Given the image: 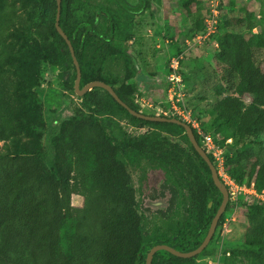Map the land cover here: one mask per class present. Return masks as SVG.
<instances>
[{"label":"trees","instance_id":"1","mask_svg":"<svg viewBox=\"0 0 264 264\" xmlns=\"http://www.w3.org/2000/svg\"><path fill=\"white\" fill-rule=\"evenodd\" d=\"M151 1L60 0L59 27L78 62L79 87L101 81L137 113L184 122L172 114L167 97L159 103L139 86L145 60L129 50L137 20ZM170 1L183 23L173 37L175 52L160 91L170 88L169 66L177 59L183 85L178 106L198 124V129L188 124L196 142L200 147L205 142L198 131L210 136L221 150L223 174L264 191V0H255L257 12L241 18L222 13L219 0L215 30L204 40L212 66L202 69V80H187L188 89L181 65L191 50L183 48L206 33L209 3L202 13L201 7L189 8L198 0ZM56 10V0H0V264H145L156 245L195 250L222 202L207 164L182 126L136 118L100 88L75 94L76 69L55 28ZM47 66L58 70L60 96L79 101L66 118L45 119L38 91ZM142 96L160 106V115L142 111L145 104L137 100ZM123 122L146 131L134 135ZM137 173L148 187L140 204L133 185ZM76 196L80 206L72 205ZM232 215L243 231L223 242L219 234L232 224ZM214 240L223 242L214 264H264V204L244 194L229 196L199 255L183 259L158 251L151 264H199L200 257L215 252Z\"/></svg>","mask_w":264,"mask_h":264},{"label":"rangeland","instance_id":"2","mask_svg":"<svg viewBox=\"0 0 264 264\" xmlns=\"http://www.w3.org/2000/svg\"><path fill=\"white\" fill-rule=\"evenodd\" d=\"M127 1H129L130 4H135L136 2V0ZM205 1L206 0H198L197 3L192 4L189 6V8L196 12V9L201 7V12L204 13L206 11ZM229 1L230 0H222V13L230 15V17L238 18H241L245 12H250L253 10L254 12H257L256 6L259 4L255 0H232V4L230 5ZM175 5L176 4L170 0H152L150 8L145 10L143 15L137 20L138 22L134 37L135 43L129 45V50L133 54H140L145 60V62L139 66V86L143 90L146 88V93L151 94L152 96L155 95V98L159 103H164L166 97L167 99L169 98L168 90L166 94H163L160 90L162 87H165L168 81L166 67L168 65L170 56L175 52V46L173 43L175 41L174 39L176 38L173 39V37L175 36L176 32L180 31V24L183 23V15L178 12L179 10L175 7ZM184 15L187 18L185 13ZM256 16L258 17V15ZM257 21L259 22L258 19ZM260 26L262 25L260 24ZM260 26L258 25V30H260ZM261 30L264 31V28H261ZM189 46L187 47L184 45L183 48V43L179 44V48H189L191 50L190 53H188V49H185L187 53L184 54L183 63L181 65L185 87L187 89L189 83L186 81L195 79V82H198L199 80H202V69H208L209 65L212 66L210 63L212 62L213 58L211 48L209 47L207 41L197 43L193 42L192 45L190 44ZM57 74L58 70L56 68L47 66L45 67L44 74L42 75L41 90L38 91V96L45 108V119L51 118L52 116H55L59 119L66 118L67 116L71 115V112L79 104V101L75 96L70 95V97L66 99L60 96V93L63 92L64 88L63 83L58 80ZM161 96L163 97L162 99L160 98ZM186 96L187 98H191L189 97L191 96L189 90H186ZM137 100L145 104L142 109L143 112L145 111L154 113L155 115H160L161 110L159 105H153L152 102L143 96L140 98L138 97ZM70 101L72 103H70ZM188 101L193 103V99H188ZM169 115L170 113L167 116ZM123 126H125L129 133L134 135L146 131V129H135L130 127L124 122ZM261 138L264 141V133L262 134ZM202 146L204 147V144ZM224 182L225 184L229 183V181ZM133 185L137 190L136 199L140 204L142 200H144L145 194L148 191L146 179L141 180L139 173H137L133 177ZM80 204V197L76 196L72 198L73 206H80ZM153 206L156 208L159 205ZM228 222H232V224L229 226L228 224H224L225 227L221 231L222 234L219 235L222 237L223 242L226 241L227 243H230L232 242L231 237L233 236L234 232L239 235V233L243 231V227L234 215L231 216ZM156 223L158 225L159 223L161 224V222L158 220ZM233 224L234 226L232 227ZM214 241L215 242L212 243V248L215 250V252H213L209 257H200L198 259L199 264H202L204 260L207 261L208 264H214L213 257L215 259H221L220 249L222 248L220 245L222 243L223 246V242H219L217 240ZM217 251H220V253H216Z\"/></svg>","mask_w":264,"mask_h":264},{"label":"water","instance_id":"3","mask_svg":"<svg viewBox=\"0 0 264 264\" xmlns=\"http://www.w3.org/2000/svg\"><path fill=\"white\" fill-rule=\"evenodd\" d=\"M56 4H57V10H56L55 28H56L58 34L65 40L66 44L68 45L69 51L71 54V58H72L73 64H74L75 69H76V78L74 80V85H73L75 94L80 97L85 92L90 91L93 88H100V89L107 91L120 105H122L124 108H126L128 110V112L136 118L147 120V121H154V122H170V123H174V124H178V125L182 126L185 129L188 140L191 143V145L193 146L194 150L207 164V166L211 172L212 181L222 195V202H221L215 216L213 217V219L211 221V224L208 228V232H207L205 238L203 239L202 243L195 250H192L190 252H180V251L175 250L173 247L167 246L164 244L156 245L148 251V253L146 255V259H145V264H151L154 254L158 251H166L175 257L183 258V259H189V258L196 257L210 243V241L214 235V232H215L217 223L219 221V218L222 215V213L224 212V209H225V207L229 201L227 189L224 186V184L221 182V180L219 179V176L217 174V171H216L214 165L209 160L206 152L196 142V140L193 136L192 129L190 128V126L188 124L181 122L177 119L158 117V116H146V115H143L142 113H137V112L129 109L123 102H121L120 99L115 94V92L112 90V88L109 85H107L101 81H93V82H90V83L84 85L83 87H79L80 79H81L80 68H79L78 62L74 56V51H73V48H72L69 40L67 39L66 35L63 33L61 28L59 27L58 21H59V13H60V0H56Z\"/></svg>","mask_w":264,"mask_h":264},{"label":"built area","instance_id":"4","mask_svg":"<svg viewBox=\"0 0 264 264\" xmlns=\"http://www.w3.org/2000/svg\"><path fill=\"white\" fill-rule=\"evenodd\" d=\"M208 12L210 13V18L207 19V28L206 33L203 35H197L194 40L187 41V47L192 43L202 42L204 41L213 31L215 30V25L217 21L218 11L217 6L219 4V0H208ZM191 47V46H189ZM170 69L171 72L169 74V81L171 83L170 88L168 89L169 92V101L172 103V114L179 116L182 118V120L186 124H191L192 128L198 129V124L194 122L191 118V112L189 110H186L182 107L178 106V103H183V93H182V78L177 73L179 63L177 59H172L170 63ZM165 115H167L165 112H163ZM198 134L204 137V151L208 154H211L216 162V165L214 166L217 174L219 176V179L224 184V186L227 189L228 196H230L232 199L236 198L239 194L248 195L250 198L257 199L261 201L264 204V191L257 192L253 187L247 188L245 186H239L232 182L226 175L223 174V158L221 155V150L217 147H215L212 143V139L210 136L203 135L201 131H198ZM224 181H229V183H226ZM239 192V193H238ZM234 222V221H233ZM225 225H223V228ZM220 242V241H219Z\"/></svg>","mask_w":264,"mask_h":264},{"label":"clouds","instance_id":"5","mask_svg":"<svg viewBox=\"0 0 264 264\" xmlns=\"http://www.w3.org/2000/svg\"><path fill=\"white\" fill-rule=\"evenodd\" d=\"M185 123V122H184ZM203 149V148H202ZM204 150V149H203ZM207 154V153H206Z\"/></svg>","mask_w":264,"mask_h":264}]
</instances>
